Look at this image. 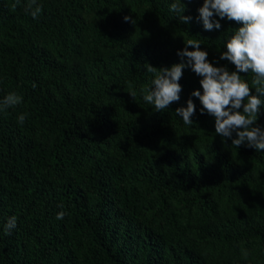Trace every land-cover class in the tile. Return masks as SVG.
<instances>
[{"label":"trees","instance_id":"16d2710c","mask_svg":"<svg viewBox=\"0 0 264 264\" xmlns=\"http://www.w3.org/2000/svg\"><path fill=\"white\" fill-rule=\"evenodd\" d=\"M203 2L37 0L34 19L28 0H0V100L22 96L0 111V264H264V151L215 133L191 68L178 102L143 99L147 64L180 63L189 39L235 71L219 57L242 25L205 30ZM190 98L186 125L175 110Z\"/></svg>","mask_w":264,"mask_h":264},{"label":"clouds","instance_id":"9594fccd","mask_svg":"<svg viewBox=\"0 0 264 264\" xmlns=\"http://www.w3.org/2000/svg\"><path fill=\"white\" fill-rule=\"evenodd\" d=\"M25 11L35 19L42 7L37 0H28ZM170 11L176 13L182 22L186 23L191 19L182 15L185 11L184 3H172ZM198 11V19L202 20L207 31L219 30L220 20L225 18L242 25L226 42L227 50L219 57L220 60L233 64L235 71L230 72L227 67L213 66L207 59L208 53L200 48L201 41L189 39L185 47L177 51L180 63L159 69L147 64V71L153 73L154 78L149 88L142 89L145 93L143 99L153 105L157 112H162L173 102H178L182 91L179 80L183 70L191 68L197 76L202 77L199 83L203 90L202 93L195 90L191 96L199 99L202 105L201 114L207 112L214 117L215 133L222 138L231 139L232 145L237 148L246 144L256 151H264V127L257 123L261 97L264 96V0H204ZM124 19L129 21L131 18L126 16ZM189 47L194 50L190 51ZM249 72L253 74L252 87L240 75ZM252 89H255L256 94L252 93ZM21 103L22 96L10 92L0 100V111L15 108ZM175 113L182 118L184 124L192 125L194 121L191 118L196 113L193 100L188 99L187 106L178 107ZM26 115L20 114L17 117L18 124L24 123ZM65 215L64 211H60L56 219L62 220ZM16 224L17 218L10 217L5 226L6 232L11 234Z\"/></svg>","mask_w":264,"mask_h":264}]
</instances>
